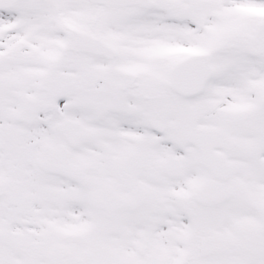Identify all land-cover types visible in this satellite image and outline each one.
Masks as SVG:
<instances>
[{"label": "snow or ice", "instance_id": "obj_1", "mask_svg": "<svg viewBox=\"0 0 264 264\" xmlns=\"http://www.w3.org/2000/svg\"><path fill=\"white\" fill-rule=\"evenodd\" d=\"M0 264H264V0H0Z\"/></svg>", "mask_w": 264, "mask_h": 264}]
</instances>
